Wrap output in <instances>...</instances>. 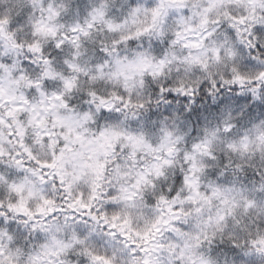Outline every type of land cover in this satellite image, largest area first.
Wrapping results in <instances>:
<instances>
[{
	"label": "clouds",
	"instance_id": "obj_1",
	"mask_svg": "<svg viewBox=\"0 0 264 264\" xmlns=\"http://www.w3.org/2000/svg\"><path fill=\"white\" fill-rule=\"evenodd\" d=\"M261 73L264 0H0V264H264Z\"/></svg>",
	"mask_w": 264,
	"mask_h": 264
},
{
	"label": "snow or ice",
	"instance_id": "obj_2",
	"mask_svg": "<svg viewBox=\"0 0 264 264\" xmlns=\"http://www.w3.org/2000/svg\"><path fill=\"white\" fill-rule=\"evenodd\" d=\"M261 75L264 76V73H261ZM236 79H240V80H242V78L239 77V76H237ZM49 166L51 167V166H53V165H49ZM85 206H86V205H85ZM113 219L115 220L116 218L113 217ZM112 227H116V225L113 224ZM145 235H147V234H145ZM93 259H94V260H101V261H103V264H111V261H109L108 259H106L105 257H102V256H93Z\"/></svg>",
	"mask_w": 264,
	"mask_h": 264
}]
</instances>
